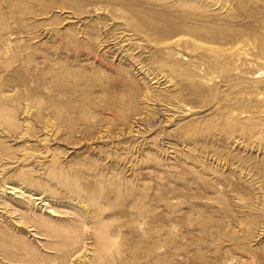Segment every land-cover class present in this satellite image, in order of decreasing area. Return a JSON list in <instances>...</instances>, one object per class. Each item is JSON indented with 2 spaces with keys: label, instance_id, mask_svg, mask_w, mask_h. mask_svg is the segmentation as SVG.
<instances>
[{
  "label": "rangeland",
  "instance_id": "1",
  "mask_svg": "<svg viewBox=\"0 0 264 264\" xmlns=\"http://www.w3.org/2000/svg\"><path fill=\"white\" fill-rule=\"evenodd\" d=\"M0 264H264V0H0Z\"/></svg>",
  "mask_w": 264,
  "mask_h": 264
}]
</instances>
